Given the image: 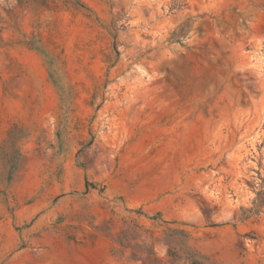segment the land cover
I'll use <instances>...</instances> for the list:
<instances>
[{
    "label": "rangeland",
    "instance_id": "rangeland-1",
    "mask_svg": "<svg viewBox=\"0 0 264 264\" xmlns=\"http://www.w3.org/2000/svg\"><path fill=\"white\" fill-rule=\"evenodd\" d=\"M0 264H264V0H0Z\"/></svg>",
    "mask_w": 264,
    "mask_h": 264
}]
</instances>
